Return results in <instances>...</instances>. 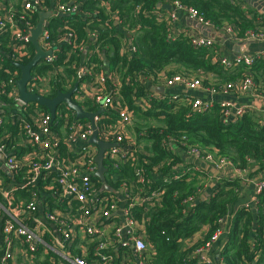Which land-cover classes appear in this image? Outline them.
<instances>
[{
    "label": "built area",
    "instance_id": "obj_1",
    "mask_svg": "<svg viewBox=\"0 0 264 264\" xmlns=\"http://www.w3.org/2000/svg\"><path fill=\"white\" fill-rule=\"evenodd\" d=\"M88 1L0 0V94L10 100H0V264H15L11 251L17 240L24 247L26 255L19 264H40V260L34 257L39 249L53 253L49 258L51 264L58 262L57 257L61 258V264H148L144 253L153 248L146 243L145 229L150 221L149 213L161 202L166 190L164 185L182 177H196L198 168L183 165V162L179 169L175 168L162 178L158 177L156 170L147 176L145 168L136 165L132 180L126 182L123 179L116 190L110 186L109 182L116 180L115 173L121 164L131 159L137 161L141 155L145 162L144 156L147 153L142 150V133L137 135L136 132H129L136 117L119 91L114 89L118 82L112 79L117 76H111L112 87H108V90L107 71L104 75L91 76L95 64L88 62L86 55L97 50L90 48V43L84 39L77 42L75 29L71 27L73 22L81 20L90 39L96 38L97 30L90 28L96 16V8H90ZM94 5L107 10V0H97ZM170 7L166 15L171 26L169 38L178 35L172 28L179 11L200 25L213 26L192 7L179 2H173ZM40 12H49L50 15L43 20L38 44L42 51L50 50L51 54L40 59L33 68L51 65L52 69L41 74L32 68L26 90L46 97H49L48 94L57 83L70 90L73 82L56 78L59 67L54 62L62 47L65 61L70 59L72 53H82L80 63L84 65L87 61L88 66H81L78 73L87 79L79 82L72 99L84 111L96 112L102 109L93 117L97 139L116 143V146L106 148L103 152V164L106 167L104 178L110 190L101 189L95 177L98 146L89 141L93 133L92 121L77 118L65 103L56 107L54 118L47 109H35L27 113L24 106L28 103L19 99L16 84L20 78V69L18 72L4 66L7 58L14 61L16 66L18 63L25 64L20 61L33 57L35 48L34 51L29 48V44H32L30 37ZM116 21V24H120ZM54 22L57 24L56 34L52 36L49 28ZM222 29L235 42L264 41V30L260 28L249 29L241 37L233 25L225 24ZM185 35L195 48L209 46L216 41L191 31ZM129 47L134 52L131 40ZM258 60H264V49L251 54L235 55L231 59L221 56L219 63L224 69H230L234 61H242L250 66ZM4 73L6 78H2ZM247 73L242 79L217 85L203 83L204 77L199 74L160 75L157 83L139 74L136 79L146 86L147 91L145 97L136 99L134 105L145 112L150 107L151 98L177 97L164 93L154 94L151 87L159 85L163 88L181 86L210 96L229 93L240 96L249 93L254 99L264 100V94H255L253 76L249 71ZM188 100L192 109L198 112L210 108L212 102L198 97ZM219 102L222 108L221 119L225 121L230 117L233 105L228 100ZM253 109L251 105H243L237 107L234 113L235 116L241 115ZM111 115L115 118H111ZM163 145L169 151L193 156L219 171L234 168L225 157L214 156L209 152L201 153L187 142L185 136L179 142L168 136ZM152 174H157L155 180L151 179ZM158 179L162 180V185L150 189L149 183ZM254 186L257 193L264 191V176L258 178ZM18 191L25 192L26 199L19 200L16 197ZM198 191L196 188V194L184 197L181 203H195ZM39 205L43 208L42 215L38 213ZM220 219L210 239L195 253L204 251L220 237ZM49 225L54 226V233ZM200 262L207 261L202 258Z\"/></svg>",
    "mask_w": 264,
    "mask_h": 264
},
{
    "label": "trees",
    "instance_id": "obj_2",
    "mask_svg": "<svg viewBox=\"0 0 264 264\" xmlns=\"http://www.w3.org/2000/svg\"><path fill=\"white\" fill-rule=\"evenodd\" d=\"M88 2L90 8H96V16L90 25L91 29L98 32L96 38L90 39L81 20L73 22L71 27L75 29L77 42L84 39L90 43V48L97 50L86 55L88 62L95 64L91 69V76L104 75L107 71L108 90V87H112L111 76L116 75L119 81L114 89L119 91L123 100L133 109L135 117L149 119L150 116L158 119L157 124L149 123L132 129L137 135L142 133L140 139L143 142L142 150L147 153L144 156L146 161H142L141 155L137 161L131 159L130 162L121 164L115 173L116 180L109 182L113 190L119 188L123 179L126 182L133 179L136 165L143 166L147 176L156 170L161 178L175 168L179 169L182 156L163 145L168 136L177 142L185 136L187 142L201 153L209 152L214 156L225 157L237 169L250 170L256 167L253 173L264 174L263 111L253 109L223 121L219 101L213 100L210 108L198 112L192 109L188 100L195 97L192 95L151 98L150 107L145 112L134 105L136 99H143L147 91L146 86L136 79L139 74L152 78L153 83L158 82L160 75L168 77L174 73L199 74L204 77L203 83L217 85L242 79L249 71L255 82V94H264V60L255 61L250 66L242 61H234L230 69H224L219 63L222 53L216 41L212 45L195 48L185 33L169 38L171 26L166 15L170 11L162 7L163 2L169 5L179 2L192 7L216 28H222L225 24L233 25L239 37L249 29L264 26L263 16L256 18L253 9L244 10L233 0H107V10L96 7L94 4L97 0ZM115 20L121 25L115 24ZM56 25L54 22L49 28L52 36L56 34ZM129 38L134 47L132 54L125 48ZM29 48L34 51L32 44H29ZM63 49L64 47L59 49L54 62L59 67L56 78L69 79L73 84L85 81L87 77L78 73L81 66H88L87 61L84 65L80 63L82 53H72L70 59L65 61ZM28 61L29 59H25L20 63L26 64ZM4 66L19 72L15 62L8 58ZM169 66L173 67L167 70ZM51 69V65H44L33 68V71L45 74ZM2 78H6L5 73ZM68 90L57 83L48 96L54 97L58 91ZM0 100L10 102L2 94ZM24 107L27 113L35 109H46L34 103H28ZM110 117L115 118L112 115ZM62 151L61 149V153ZM161 183V179L149 183L150 189L162 185ZM164 186L166 190L161 202L149 213L150 221L145 229L146 243L153 248L144 253L148 264H210L200 262L194 253L196 249L204 247L217 228L219 219L227 215L230 207L235 204L237 195L234 189L237 182L226 180L208 198L190 204L181 203V200L196 194L194 177L171 180ZM25 194L18 191L16 197L19 200L26 199ZM263 197L264 191L258 193L256 211L242 207L233 213L220 251L224 264H264ZM203 227H207L203 237L188 245L187 239ZM36 255L37 253L34 255L35 260ZM49 258L50 255H46L39 263L51 264Z\"/></svg>",
    "mask_w": 264,
    "mask_h": 264
},
{
    "label": "crops",
    "instance_id": "obj_3",
    "mask_svg": "<svg viewBox=\"0 0 264 264\" xmlns=\"http://www.w3.org/2000/svg\"><path fill=\"white\" fill-rule=\"evenodd\" d=\"M233 1L235 3H238L239 5H241V7L244 10H249V9L252 10L253 9V11H254L253 14H256V16H255L256 18L257 17L262 18V16L264 17V12L259 10V9H256L255 7L250 6L247 3V0H233ZM163 3L167 4L165 2H163ZM167 11H169V10H167ZM119 25H121V24H119ZM120 28H122V27H120ZM259 28L264 30V26H262V27L259 26ZM172 30L176 34L187 33L188 31H191L192 33H194L196 35L209 36L211 38H214L218 44V47L221 50V53H222L221 56L222 57H228L229 59H231L235 55H239V54L254 53V51H251L250 49L245 50L243 45L240 46L239 50H238V48H236L238 43H246L249 41L235 42V41H233L227 37V34L225 33V31L222 28H216L214 26L205 27L203 25H200V24L196 23L195 20L188 17V15L186 13L181 12V11L177 12V18L173 22ZM130 40L131 39L129 38L127 43H126L125 48L129 54H132L130 47H129ZM255 42L258 43V45L260 47L264 46V41H261V42L255 41ZM256 52H258V51H256ZM172 67L173 66H169L167 68V70L172 69ZM207 76H209V75H207ZM112 81L118 82L119 81L118 77H114L112 79ZM159 86H162V85H159ZM156 87H158V86L151 87V89H153V91H154V94L159 93L156 90ZM163 93L165 95H176V96L192 95V96H195V97L207 100V101H210V100L211 101H213V100H215V101L228 100L233 105V108H232V111H231L229 118H233L235 116V113H234L235 109L237 107L243 106V105H251L252 107H254V109L259 110V111L261 110L264 112V100L263 99H254L249 93H245V94L240 95V96L233 95L232 93H229L226 95L210 96V95L204 94L198 90L190 91V90H188L184 87H181V86H174L171 88L164 87ZM134 119H135V117H134ZM136 120H137V118L135 119V121ZM135 121H133V122H135ZM145 123L146 122L140 121V124H145ZM180 155L182 156L183 165L189 164V165L196 166L198 168V171H196V177H194L195 186L199 189L198 194L196 196L195 203L198 200H204V199L208 198V196H210L214 192V190L219 185H221L224 181L234 180L237 182V187H236V189H234V192L237 195L236 202L232 207H230L229 213L227 215L223 216L219 222L221 230H222V234L207 249H205L204 251H202L200 253H194L195 257L199 258L200 260H202V258H204L210 264H224V262L220 256V251H221V247L223 244L224 237L228 233L230 221L232 219V215L238 208H242V207H249L253 211H256L258 193L255 190L254 182L258 178L263 177L264 174L262 172L253 173L254 171H256V169H257L256 167H254L250 170L249 169L243 170V169L233 168L231 170L219 171V170L215 169L214 167H212L211 165H209L208 163H205L201 160H198L197 158H194L193 156L191 157L189 155H183V154H180ZM182 162H181L180 166L182 165ZM156 176H157V174H152L151 179L155 180ZM262 206L264 207V197H263V201H262ZM42 212H43V208L40 207V205H39L38 206V213H40V215H42ZM49 226H50L52 232L54 233L55 232L54 226L53 225H49ZM206 232H207V227H203L195 235H193L191 238L187 239L186 243L188 245L195 243L198 239L202 238ZM11 252H12L11 255L14 259L15 264H19L20 262H22V258L26 257V255L24 254V252H25L24 247L21 245L20 241H18V240L14 242V245H13ZM51 253L52 252H50L46 249H44V250L39 249V251L37 252V255H36L37 260L42 261L43 258L46 257V255H50ZM56 260L59 262V260H61V258L57 257Z\"/></svg>",
    "mask_w": 264,
    "mask_h": 264
},
{
    "label": "water",
    "instance_id": "obj_4",
    "mask_svg": "<svg viewBox=\"0 0 264 264\" xmlns=\"http://www.w3.org/2000/svg\"><path fill=\"white\" fill-rule=\"evenodd\" d=\"M247 3L264 12V2L257 1V0H247ZM163 8L170 10L169 4H163ZM50 15L49 12H40L39 18L36 23V26L32 30V35L30 37V42L32 43L33 47L35 48V54L33 57L26 63V64H16V66L20 69V78L16 81L18 92H19V99L24 103H36L41 107H45L49 113L51 114L52 118L55 116V109L56 107L61 104L65 103L69 109L75 112L77 118H87L92 121V128L93 133L89 138V141L92 143L97 144L98 152L95 158L97 169L95 171V177L98 178L100 182L101 189L103 190H110L109 185L105 181L104 172L106 171V167L103 164V152L106 148H110L112 146H116V143H106L101 142L97 139L95 125L93 123V117L95 114H98L102 111V109H98L96 112H87L82 109V107L72 99L73 93L77 90L79 81H77L73 87L67 92L58 91L54 97H46L43 95H39L36 93H30L26 90L27 82L31 78V69L36 65V63L42 59L46 55H50L51 51H42L38 44V37L42 31V23L43 20ZM114 23L116 24L117 21L115 20ZM244 47L245 50L250 49L251 51H259L264 49L260 47L258 43L255 41H249L246 43H238L236 48H240V46ZM156 90L161 94L163 93V86L156 87ZM207 196V195H206Z\"/></svg>",
    "mask_w": 264,
    "mask_h": 264
},
{
    "label": "rangeland",
    "instance_id": "obj_5",
    "mask_svg": "<svg viewBox=\"0 0 264 264\" xmlns=\"http://www.w3.org/2000/svg\"><path fill=\"white\" fill-rule=\"evenodd\" d=\"M149 119H145V118H141V119H137L132 125H131V128L129 130L130 133H133L132 129H135V127H138V126H145V125H149L150 124H157L158 123V119H155L154 117H148ZM140 121L141 122H146L145 124H140ZM137 125V126H136Z\"/></svg>",
    "mask_w": 264,
    "mask_h": 264
}]
</instances>
